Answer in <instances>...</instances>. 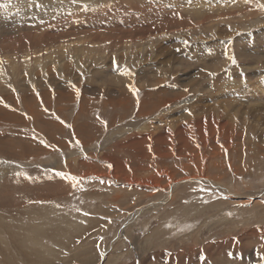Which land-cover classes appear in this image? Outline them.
Segmentation results:
<instances>
[{
  "label": "rangeland",
  "instance_id": "374dc122",
  "mask_svg": "<svg viewBox=\"0 0 264 264\" xmlns=\"http://www.w3.org/2000/svg\"><path fill=\"white\" fill-rule=\"evenodd\" d=\"M107 1L118 6L113 19L130 25L110 31L107 41L94 40L97 47L73 46L77 56L63 66L45 54L49 46L28 66L32 54L0 49L1 58L21 69L18 81L0 88V138L12 141L0 151V223L16 219L28 227L27 249L55 263L70 261L69 248L84 249L92 236L94 264H104L111 251L119 264H143L156 253L152 263L170 264L172 254L192 251L241 264L232 243L259 253L254 264H264V194L249 197L264 191V113L254 112H264V0ZM92 13L94 23L110 19ZM37 19V25L56 21ZM39 25L40 32L7 28L0 47L15 50L28 35H49ZM122 32L133 37L121 41ZM127 43L136 47L131 61L122 48ZM82 48L98 50L100 65L86 64ZM94 71L104 75L92 77ZM162 97L169 99L163 104ZM146 126L153 138L168 128L173 136L167 145L153 138L143 144L134 134H146L140 129ZM178 126L192 130L180 134ZM20 131L30 136L17 138ZM132 143L136 150L127 148ZM55 214L66 216L67 236L37 217Z\"/></svg>",
  "mask_w": 264,
  "mask_h": 264
},
{
  "label": "bare ground",
  "instance_id": "6f19581e",
  "mask_svg": "<svg viewBox=\"0 0 264 264\" xmlns=\"http://www.w3.org/2000/svg\"><path fill=\"white\" fill-rule=\"evenodd\" d=\"M115 3V0H113ZM124 1V0H122ZM127 2V0H125ZM195 2V1H194ZM109 2L107 0H0V33L6 34L9 33V30L7 28H13V27H19L20 30H22V33L24 32V29H30L27 30L28 32H32L34 31H39V29H36L37 25V18L39 17V19H43V18H50V19H55L56 21H50L49 23L46 22H42L43 24V28L40 26V28L45 29L43 31H41V34L44 31H48V33H46L47 35L44 36H36L35 35H28V41L26 43H22L21 45H25V46H20L17 45L18 48H16L15 50L12 49V47L8 46L7 47H0L1 51L3 50L4 52L10 53L11 51L15 52V55L19 52V51H24L26 54H32L33 57L31 59V61H27L26 64L28 65H32L33 62H37L39 61L41 58L40 56L37 54L39 52L42 51V49H44L46 46H49L50 48V52L49 51H45V54H49L48 56H51V59L54 60L53 62H55V64L59 62V64H61L63 66L62 61L65 60L66 57L69 58H74V56H77V53H75L71 48L77 44H79L80 46H92V47H97L96 44H94V40H103L105 39L107 41V36L110 34V31H115L116 29L121 30L120 28L125 25V23H127L126 19L124 18H116L113 19V14H115L118 11V6H109L108 4ZM120 3V2H119ZM222 3V2H221ZM111 4V3H110ZM117 4V2H116ZM255 4V3H254ZM256 4H258V8L260 7V2H257ZM264 4V3H263ZM123 9V8H122ZM78 11L75 14V11ZM196 10V8H195ZM74 11V12H73ZM94 11V13L97 11V14L101 15L100 18L103 19L102 15L105 17L104 20L106 18H108L110 16V19L105 21L104 24L101 23H94V21L96 19H94V17L96 16H92V12ZM115 11V12H114ZM92 13V14H90ZM96 14V13H95ZM94 15V14H93ZM211 16V15H210ZM123 17V16H122ZM207 17V16H206ZM19 19V21H16L15 19ZM209 18V17H208ZM113 19V20H112ZM36 21V22H35ZM39 21V20H38ZM19 22V23H18ZM99 22V21H98ZM104 21L102 20V23ZM18 23V25L16 24ZM40 23V22H39ZM79 23V24H78ZM90 24V25H89ZM129 24V23H127ZM130 25V24H129ZM11 26V27H10ZM128 26V25H127ZM18 28V30H19ZM123 28V27H122ZM147 28V27H146ZM125 29V27L123 28ZM155 29V27H154ZM8 30V31H7ZM13 30V29H12ZM32 30V31H31ZM147 32H151L150 30L152 29H145ZM122 31V30H121ZM11 32V31H10ZM15 32V31H14ZM40 32V31H39ZM152 32H156L152 30ZM131 32H122L120 33V40L121 41H125L127 42L126 38H129L130 36L133 37V35H130ZM21 34V33H20ZM40 34V35H41ZM44 34V33H43ZM42 34V35H43ZM22 35V34H21ZM5 36V35H4ZM24 36V34H23ZM87 36V37H86ZM9 37V36H8ZM86 37V38H85ZM79 38V39H78ZM85 38V39H84ZM7 39L6 40L7 42ZM125 39V40H124ZM133 38H131L132 40ZM17 40V39H16ZM101 40V41H102ZM3 41V40H2ZM4 42V41H3ZM16 42V41H13ZM18 42V40H17ZM16 42V43H17ZM8 43V42H7ZM20 43V40H19ZM17 43V44H19ZM132 43V42H130ZM130 43H127L128 46H124L122 48H125V54H126V61H131L132 60V56L135 53V46H129ZM133 44V43H132ZM5 45V44H4ZM12 45V44H11ZM15 45V44H14ZM13 45V46H14ZM20 46V47H19ZM40 48V49H39ZM47 50V48H46ZM82 52L86 53V49L82 48L81 49ZM97 52H99L98 50H90L88 51L86 54H88L89 56H87L86 64L89 61L90 63L94 64L95 66L100 65L98 59H99V55L97 54ZM5 53V54H7ZM58 58V59H57ZM50 60V59H49ZM74 60H72L73 62ZM11 62L6 61L5 59L0 57V88H4V86L1 84V82L6 81L8 83V81H18V76L19 74V70L21 71L20 68L16 67V63L13 62V64H9ZM65 63V62H64ZM10 65V66H4L5 68H1V65ZM56 64V65H57ZM59 66V65H58ZM24 67V66H23ZM25 68V67H24ZM56 68V67H55ZM90 68V67H89ZM26 69V68H25ZM6 70V71H3ZM2 71L4 73H2ZM29 72V71H28ZM31 73V72H30ZM60 76L62 75V71H59ZM33 74V72L31 73ZM104 74L102 73H98L97 71L91 72V76L92 77H101ZM31 75L28 73V77H30ZM35 76V75H34ZM48 76V75H47ZM91 77V78H92ZM108 77V76H107ZM101 79V78H100ZM6 83V84H7ZM9 84V83H8ZM229 85V84H228ZM10 86V85H9ZM12 86V85H11ZM6 87V86H5ZM8 87V86H7ZM13 87V86H12ZM17 88V87H16ZM19 88V87H18ZM9 89V87H8ZM24 90V89H23ZM63 90V89H62ZM9 91H13L12 89H10ZM16 91V90H15ZM26 92V90H24ZM47 91V90H46ZM88 93H93L95 91H90V90H86ZM90 91V92H89ZM3 92V91H1ZM29 93V92H28ZM32 93V92H31ZM152 93V92H151ZM151 93H148L151 97ZM161 94L162 93L161 91ZM173 94V93H172ZM8 95V94H6ZM29 95V94H26ZM90 95V94H89ZM153 95V94H152ZM22 96V95H20ZM34 96V95H33ZM73 94L67 96L64 93H61V99H65L67 98H72ZM157 96V95H156ZM159 96L161 97L162 95L159 94ZM165 96H166V92H165ZM177 96V95H176ZM8 97V96H7ZM6 97V98H7ZM10 97V96H9ZM8 97V99H9ZM23 97V96H22ZM87 97V96H85ZM5 98V97H4ZM12 98V96H11ZM26 98V97H25ZM24 98V99H25ZM48 98V97H45ZM159 98V97H158ZM3 99V98H2ZM28 99V97H27ZM73 99V98H72ZM161 102L160 103H166L167 100L169 98H160ZM163 99H166L165 101ZM30 100V99H28ZM32 100V99H31ZM30 100V102H31ZM60 100V99H59ZM69 100V99H68ZM157 100V99H156ZM27 101V100H25ZM33 101V100H32ZM35 101V100H34ZM255 101V100H254ZM29 102V101H28ZM159 102V101H157ZM256 102V101H255ZM261 102V101H260ZM27 103V102H26ZM254 103V102H253ZM252 103V104H253ZM2 104V102H1ZM28 104H32V103H28ZM161 105V104H160ZM85 106V105H84ZM83 106V107H84ZM4 107V106H3ZM2 107V109H3ZM33 107V104L32 106ZM31 107H29L30 109H32ZM230 110H234L239 112V108L236 107H230L228 106ZM5 109V107H4ZM4 109L2 111H4ZM149 109V108H148ZM28 110V109H27ZM33 110V109H32ZM227 110V109H226ZM241 110V109H240ZM252 108L249 110L251 111ZM1 111V110H0ZM1 111V112H2ZM35 111V110H34ZM37 111V110H36ZM258 112V113H264L262 111H258V110H254V112ZM29 112V111H28ZM32 112V111H31ZM30 112V113H31ZM241 112V111H240ZM253 112V111H252ZM255 112V113H256ZM5 113H7V117L9 112H7V110L5 111ZM38 113V112H36ZM226 113V112H224ZM236 113V112H235ZM243 113V112H242ZM12 114V113H11ZM2 115V114H0ZM189 115V114H188ZM187 115V116H188ZM192 115V114H191ZM195 115V114H194ZM199 115V114H198ZM202 115V114H200ZM228 115V114H227ZM240 115V114H238ZM11 116V115H10ZM13 116V115H12ZM190 116V115H189ZM196 116V115H195ZM231 118H233V115H229ZM242 116V115H241ZM3 117V116H2ZM38 117V116H37ZM36 117V118H37ZM191 117V116H190ZM192 117H194L192 115ZM197 117V116H196ZM236 117V116H234ZM14 117H11V120ZM4 119V118H3ZM6 119V118H5ZM16 121L18 120L17 117L15 118ZM38 119V118H37ZM10 120V119H9ZM234 120V118H233ZM14 121V120H13ZM201 120H198L197 125L200 126L202 125ZM244 121V120H243ZM49 122V120L47 121ZM53 122V121H52ZM59 123V122H58ZM245 123V121L243 122ZM52 124V123H51ZM192 125V124H191ZM234 125V124H233ZM241 126V124H238ZM235 127L237 125H234ZM250 126V125H249ZM13 127V126H12ZM202 127V126H201ZM200 127V128H201ZM231 127V126H230ZM253 127V126H252ZM135 128V127H134ZM147 128V126H146ZM146 128H140V129H144L147 130L148 132L142 135H139V131L136 132V134H134V137H137V141L138 142H143V144H146L147 142H150V140L155 136V133L152 131H149L151 129V127L149 126L147 129ZM168 127H165V129ZM233 127H231L232 129ZM245 128V127H244ZM44 129V127H43ZM42 129V130H43ZM138 127V130H140ZM149 129V130H148ZM238 129V128H237ZM152 130V129H151ZM178 130L180 131V134H184L185 132H190L192 130L191 126H187V127H182V126H178ZM235 130V129H234ZM241 130V129H240ZM25 131V130H24ZM41 131V130H40ZM163 131V130H162ZM173 129L168 128V130H165V133L159 131L157 132V135L155 138H153V140H155L157 143L159 142V144H165L167 145L169 143L168 139L171 138V136H173ZM243 131V130H242ZM21 132V131H20ZM46 132V131H44ZM152 132V133H151ZM239 132V131H238ZM22 133V132H21ZM30 133V132H29ZM244 133V132H243ZM7 134V133H6ZM25 134V133H24ZM23 133L21 135H17V138H21V137H26L29 134H25ZM239 134V133H238ZM1 133H0V137H1ZM241 135V134H240ZM4 136V135H2ZM7 136V135H6ZM9 136V135H8ZM11 137L13 135H10ZM30 136V135H29ZM48 137V136H47ZM129 137V136H126ZM131 137V135H130ZM184 141L186 143V145L188 144L189 141V136L186 137L184 135ZM131 139V138H130ZM180 139V137H179ZM27 140V139H26ZM30 139H28L29 141ZM12 142V141H11ZM10 142V139H3L0 138V151L4 152L3 150V146L7 143V147L9 144H12ZM20 142V141H19ZM25 142V141H24ZM32 143V142H31ZM29 142V144H31ZM136 143V142H135ZM170 145V144H169ZM28 146V145H27ZM121 147H124V145H121ZM127 147V145H126ZM140 147V146H139ZM21 148V147H20ZM23 148V146H22ZM129 149L133 150L134 145L133 143L131 145H128ZM8 149V148H7ZM6 149V150H7ZM31 149V148H30ZM256 149V148H255ZM10 150V149H9ZM136 150V149H135ZM142 150V149H141ZM8 151V150H7ZM146 151V150H145ZM262 152V151H261ZM137 154V152H135ZM15 155V154H14ZM135 156V155H132ZM151 156V155H150ZM203 156V155H202ZM142 157V156H141ZM144 158V157H143ZM150 158V157H149ZM215 158V157H214ZM12 161V160H11ZM24 161V160H23ZM118 168H124V162H118ZM117 168V167H116ZM148 170V169H147ZM142 171V170H141ZM7 172V171H6ZM9 172V171H8ZM153 178H155V180L157 181H161L159 178L157 179L156 176H154ZM10 179V178H9ZM54 179V178H53ZM178 183V182H177ZM176 182H174V185L177 184ZM7 184V183H6ZM5 184V185H6ZM4 186V185H3ZM8 186V185H7ZM3 190V189H2ZM228 191V190H227ZM229 192V191H228ZM258 195L261 196V194H264V191H262V193H254V194H250L249 197H252L254 195ZM237 195V194H236ZM264 196V195H263ZM261 198V197H260ZM264 200V199H263ZM256 201V199H255ZM256 203V202H255ZM254 203V204H255ZM241 205V204H240ZM252 211V210H251ZM50 212H52L50 210ZM13 214V212H12ZM203 214V213H202ZM263 215V213H261V211H258L256 216H261ZM37 217H41L40 219L42 221H46V223L48 224V222H52L53 225L57 224L59 225L60 229L63 230V232L65 231V227H67L68 225V220L66 218V216L64 215V217H62V215L59 214H55V215H49L48 217L44 218L43 215H39ZM262 217V216H261ZM1 218V217H0ZM51 218H53V220H51ZM33 220V218H32ZM40 220V221H41ZM33 224L35 222L31 221ZM248 223V222H247ZM42 224V223H41ZM264 224V223H263ZM31 226V224H29ZM260 225V224H259ZM29 226V227H30ZM41 229V228H39ZM52 230V229H51ZM55 230V229H54ZM262 231H264L263 229H261ZM67 231V230H66ZM256 231V230H255ZM261 231V232H262ZM29 230L28 227H24V226H20L19 222H17L16 219H12V220H8L5 222H1L0 223V258L2 257V261L5 264H59L60 262L55 263V261H48L47 259H44L45 256L43 254H37L35 252H31L29 249H27V246L25 245L26 243V239H29L30 236H27ZM56 232V231H53ZM52 231H48V236H52L53 235ZM59 232V231H58ZM25 233V235H24ZM42 233V232H41ZM65 233V232H64ZM67 233V232H66ZM65 233V234H66ZM70 233V232H69ZM75 234V233H74ZM32 235V234H31ZM43 235V234H42ZM84 235V234H83ZM264 235V233H263ZM44 236V235H43ZM65 235L63 234V237ZM67 236V234H66ZM119 234L116 235V237H118ZM4 238V239H2ZM34 238V237H33ZM59 241L61 240V237L57 238ZM247 240V239H246ZM70 242H72L71 240H69ZM221 241V240H220ZM94 242V239L92 238V236L87 237V245L84 249H77L75 251H72L71 248H69V250L71 251V256L69 255L68 258H70V261H67V257L65 256L64 258H60L62 260V263L60 264H74L73 261L74 260H78V262L80 264H94V259L96 258V251L93 250L92 248H94L92 246ZM195 242H200L199 239H196ZM234 242V241H233ZM36 243V242H35ZM219 243V242H218ZM235 243V242H234ZM28 244V243H27ZM30 244V242H29ZM215 244V243H214ZM236 245H233V243L230 245L229 250L231 249H235V252L237 254L242 253L243 255V261L241 264H254L256 262L259 261V259H257V256H260L262 259V255H259V253L254 256L253 252L247 249H244V246H241L240 243H235ZM8 246H12V247H8ZM35 246V245H34ZM208 249L205 248L206 251L210 252V246L208 247V245H206ZM225 245H223V249H225L224 247ZM193 247V246H192ZM202 247V246H201ZM216 247V246H215ZM246 247V246H245ZM80 248V247H79ZM244 249V250H243ZM200 251V250H199ZM244 251V253H243ZM190 252V251H189ZM194 251H192V254H185V253H181V254H172L171 256H169L168 261L170 262V264H210V261H212L213 263H218L220 264L218 259V256L215 257V255L213 254H204V255H197V254H193ZM225 253V252H224ZM232 253V252H230ZM155 254V253H153ZM235 255V254H234ZM240 255V254H239ZM17 256V257H16ZM147 256V255H146ZM158 255L157 253L155 254V256H151L148 259H144L143 260V264H158L156 261L154 263H152V259L156 258ZM221 256V255H220ZM224 256V255H223ZM227 256V255H226ZM232 256V255H231ZM102 258V257H101ZM206 258V259H205ZM223 258V257H222ZM227 258V257H226ZM106 261L104 262V264H115V262H117L120 258H116L113 255V251H111L109 253V255H107L105 257ZM143 259V258H142ZM242 259V258H241ZM222 260V259H221ZM225 260V259H224ZM124 261V260H123ZM159 261H161L159 259ZM138 262V261H137ZM141 262V261H140ZM262 262V261H261ZM260 262V263H261ZM139 263V262H138ZM215 263V264H216ZM223 263V261H222ZM221 263V264H222ZM263 263V262H262ZM117 264H119V262H117ZM120 264H124L123 262H121ZM134 264H136V262H134ZM212 264V263H211Z\"/></svg>",
  "mask_w": 264,
  "mask_h": 264
},
{
  "label": "snow or ice",
  "instance_id": "6c2138e0",
  "mask_svg": "<svg viewBox=\"0 0 264 264\" xmlns=\"http://www.w3.org/2000/svg\"><path fill=\"white\" fill-rule=\"evenodd\" d=\"M133 91H137L136 89H133ZM72 179H76L75 177H72Z\"/></svg>",
  "mask_w": 264,
  "mask_h": 264
}]
</instances>
